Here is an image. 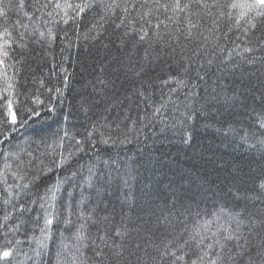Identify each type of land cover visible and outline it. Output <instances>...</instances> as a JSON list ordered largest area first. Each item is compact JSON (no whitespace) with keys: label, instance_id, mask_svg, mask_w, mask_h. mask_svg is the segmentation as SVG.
<instances>
[{"label":"snow or ice","instance_id":"1","mask_svg":"<svg viewBox=\"0 0 264 264\" xmlns=\"http://www.w3.org/2000/svg\"><path fill=\"white\" fill-rule=\"evenodd\" d=\"M0 264H264V0H0Z\"/></svg>","mask_w":264,"mask_h":264},{"label":"trees","instance_id":"2","mask_svg":"<svg viewBox=\"0 0 264 264\" xmlns=\"http://www.w3.org/2000/svg\"><path fill=\"white\" fill-rule=\"evenodd\" d=\"M77 49L74 47L71 50H69L66 55L69 56V59L66 60L63 65H60V60L59 57H57V67H52V63L51 61H49V64L47 67L42 68L41 71L45 72V73H50V72H55L57 73L56 76H46V85L48 87H56V86H60L63 87V76L65 75V73L60 71V67H64L65 69H67V74L69 75L70 79L68 82V86H67V90L65 92V97H64V103H63V107L65 109H68L69 104L74 103V97H76L78 99L77 93L79 91H81V84L83 82L84 79V74H83V64H84V57L80 56L77 57ZM79 51H83V49H79ZM56 52H59V42L58 45L56 47ZM90 63V61H89ZM35 75L37 77H39L40 72H36ZM24 79H27L28 81V87L24 88L23 91H28V88H33L35 87L32 84V77L31 76H27L25 77H21V83H23ZM38 86V85H37ZM21 100H23V96L20 97ZM55 103H59V101H55ZM76 125V127H80V124L78 122V118L73 115L70 118ZM82 119V118H79ZM69 128L72 127V124L68 125ZM200 138L198 137V140ZM173 151H175V149H173ZM190 151V150H189Z\"/></svg>","mask_w":264,"mask_h":264}]
</instances>
